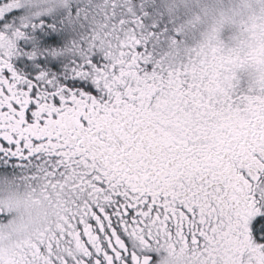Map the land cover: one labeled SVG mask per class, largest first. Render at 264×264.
Segmentation results:
<instances>
[{"label": "snow or ice", "instance_id": "obj_1", "mask_svg": "<svg viewBox=\"0 0 264 264\" xmlns=\"http://www.w3.org/2000/svg\"><path fill=\"white\" fill-rule=\"evenodd\" d=\"M21 188L0 264H264V0H0Z\"/></svg>", "mask_w": 264, "mask_h": 264}, {"label": "flooded vegetation", "instance_id": "obj_2", "mask_svg": "<svg viewBox=\"0 0 264 264\" xmlns=\"http://www.w3.org/2000/svg\"><path fill=\"white\" fill-rule=\"evenodd\" d=\"M0 197H2V196L0 195ZM0 204H3L5 206H9V205L12 206L11 201H8L6 199L0 200ZM29 204H30L29 209H31L33 211L39 210L38 205H36L34 203H29ZM13 209L16 213V220H15L14 224L7 225V226L0 225V234L3 235V237L6 241L11 240L14 243L15 242L14 238L19 235L17 228H18L19 224L21 223V220L23 218H26L27 212L25 211V209L17 211L16 205H13Z\"/></svg>", "mask_w": 264, "mask_h": 264}, {"label": "rangeland", "instance_id": "obj_3", "mask_svg": "<svg viewBox=\"0 0 264 264\" xmlns=\"http://www.w3.org/2000/svg\"><path fill=\"white\" fill-rule=\"evenodd\" d=\"M24 192V189L21 188L19 192L10 191L8 189L0 190V200L6 199L8 201H11L12 207L13 205H16L17 211L25 209V205H27V208H30V204L25 201L24 196L22 195Z\"/></svg>", "mask_w": 264, "mask_h": 264}]
</instances>
